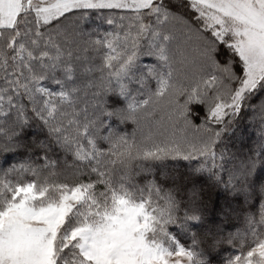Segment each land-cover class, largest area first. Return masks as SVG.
<instances>
[{
    "label": "snow or ice",
    "instance_id": "snow-or-ice-1",
    "mask_svg": "<svg viewBox=\"0 0 264 264\" xmlns=\"http://www.w3.org/2000/svg\"><path fill=\"white\" fill-rule=\"evenodd\" d=\"M91 12L113 30L83 31ZM245 115L264 142V0H0V156L17 154L0 167V264H204L168 234L181 209L209 231L243 217L229 264H264V174L220 162ZM141 161L147 202L126 186Z\"/></svg>",
    "mask_w": 264,
    "mask_h": 264
},
{
    "label": "trees",
    "instance_id": "trees-1",
    "mask_svg": "<svg viewBox=\"0 0 264 264\" xmlns=\"http://www.w3.org/2000/svg\"><path fill=\"white\" fill-rule=\"evenodd\" d=\"M106 19L104 18L103 13L91 12L84 19L81 27L83 31L90 33L92 35L98 36L101 33H105L113 30V25H105ZM50 90H57V86L54 84L47 85ZM109 127L117 131L118 133L131 132L133 125L129 123L120 124L118 121L112 120L109 121ZM238 127L241 132H244L247 136V142H242V137L240 133H237L236 128H233L232 131L227 132L223 137L222 142V153L221 156V165L224 172L228 171L235 163V158L243 154L245 156H251L257 164L255 171L260 174H264V142L259 140L257 131L254 127L253 122L250 119L249 115H245L244 118L240 121ZM36 129L35 127H28L23 130L22 135L27 139H31L35 136ZM16 153H4L0 156V167H8L16 160ZM21 156L26 155V153L21 152ZM53 157L59 162L64 160L66 163H72L71 154H65L53 149ZM33 158H35V153H33ZM137 163L134 162L132 166V183L127 184L126 186L132 191V195L135 197H140V199L148 200V190L144 186L143 180L140 175H137L138 172ZM195 163V162H193ZM144 167H148L147 164H144ZM154 170L157 175H159L161 165H154ZM163 167L167 168L166 170L174 171V168H184L187 169L188 164L184 161H167ZM109 168H113L114 174H118L116 169L118 166L109 165ZM62 176L54 177L53 179H62ZM163 178V177H162ZM114 185L119 187V184ZM162 196L166 189L163 185L160 186ZM143 189V191H141ZM108 192V188L103 185H99L96 189V194L99 195L100 191ZM111 192H108V195ZM209 198L216 199L217 197H222L225 195L222 189H216L214 192L209 193ZM255 201L249 199L248 203L252 204ZM158 203H162L156 195V190H152L151 195V205L155 207ZM227 211V210H226ZM178 221L176 224H169L167 227L168 234L182 247L186 249H191L194 253L195 259H200L204 261V264H229L230 258L235 254V247L232 244H229L226 237L236 231L241 229H247V224L243 220V217L233 216L230 223L224 220V213H218L217 219L224 221L219 225V231H216L213 228L209 231V227H202L204 223L203 220L197 222H184L182 221L183 210L181 209L176 213ZM196 240L194 243L193 240ZM214 239V247H209V241Z\"/></svg>",
    "mask_w": 264,
    "mask_h": 264
},
{
    "label": "rangeland",
    "instance_id": "rangeland-1",
    "mask_svg": "<svg viewBox=\"0 0 264 264\" xmlns=\"http://www.w3.org/2000/svg\"><path fill=\"white\" fill-rule=\"evenodd\" d=\"M107 22V21H106ZM108 23H106L105 25H103V26H106ZM243 133V137H242V142H247V141H249L248 140V138H247V136L245 135V133L244 132H242ZM106 192V190L105 191H100V193H99V195L100 194H103V193H105ZM109 196H111V194H109ZM133 198L134 199H136V200H140V197H134L133 196ZM146 202L148 201V200H145ZM152 206V205H151ZM149 211H151V207L149 208ZM126 214H128V213H126ZM118 242L117 241H113V244L115 245V244H117ZM177 243V242H176Z\"/></svg>",
    "mask_w": 264,
    "mask_h": 264
}]
</instances>
